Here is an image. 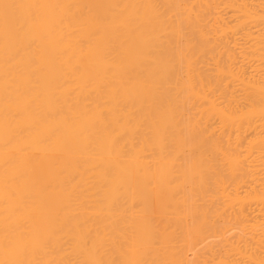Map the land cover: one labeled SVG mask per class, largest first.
<instances>
[{
	"label": "bare ground",
	"instance_id": "6f19581e",
	"mask_svg": "<svg viewBox=\"0 0 264 264\" xmlns=\"http://www.w3.org/2000/svg\"><path fill=\"white\" fill-rule=\"evenodd\" d=\"M203 1L0 0V264H189L206 139L230 149L215 153L231 177L214 178L213 198L233 210L232 235L264 237V39L234 34L219 70L248 91L240 122L258 126L202 135L235 118L207 99Z\"/></svg>",
	"mask_w": 264,
	"mask_h": 264
},
{
	"label": "rangeland",
	"instance_id": "374dc122",
	"mask_svg": "<svg viewBox=\"0 0 264 264\" xmlns=\"http://www.w3.org/2000/svg\"><path fill=\"white\" fill-rule=\"evenodd\" d=\"M204 1H203L205 3L204 5H208V7L210 6L209 8L207 6H204L205 7V10H204L205 11L204 12V18H205L204 23L205 24L203 27V28H205V31H204V34L206 35L205 39L207 38L206 41L204 39V46H205V43H206V46L208 45L207 48H206V46L204 47V56H205V58H204V60H205L204 61V71L206 73L205 75H206V78H207L206 80L208 81V84H209V82L212 83V86L210 88H207V90H206L207 99L208 100H211V99L216 100L217 104H219L220 111H222L224 114L232 113L233 117H235L234 121H229L228 123L221 121V116L219 114L215 115L214 117H211L208 121L209 122L208 124H210V125H208V128L207 127H206V129L204 128L205 130L203 129V134H202V130L199 131V132H201L202 135L206 134L205 136H207L210 139V135L213 134V132H214L213 130L215 127H255V126H258L257 124H259L258 122H256V120H252L250 124H247L245 122H240V120H239L240 115L242 114V112H246V110L248 109L249 101H248L247 95H246V94H248V91L244 90L243 87L241 86V84L239 82H237L235 79H233L229 73L226 72V74L223 75V73L219 72V70H221V68L224 66L225 67L229 66L230 62L232 60V57L235 56V54L236 55L238 54L239 50H235L234 43H233L234 34H236V36H238L237 34L239 33V35H241L243 33V31L245 33L250 31V30L252 32L254 31V33H257L256 31H259L255 35L256 38H254L255 36L252 35V37L254 36L253 38H251L252 39L251 41H253V42H251L250 39H248V41L250 42V44L251 43L253 44L255 42L253 39H256V41L258 42V40L261 39V37H262V39H261L262 41L259 40V44L261 42L263 43L264 31H262V30H264V24L262 25L261 23L264 22V0H218V2L216 0H213V1L204 0ZM213 2H216V3H213ZM215 9H216V12H218V13L215 12ZM219 14L222 17L221 18L219 16V18L221 20L218 19ZM212 15H214V16L216 15V16L214 17ZM245 15H248L249 18L247 19V16H245ZM244 16H245V18H243ZM251 16H252V18H251ZM234 19L236 22L234 21ZM238 20H239V22H238ZM245 23H247L246 25H248V26H246ZM249 24H250V27L252 25L253 26L250 28ZM256 24H257V26H256ZM258 25L259 26L262 25V26L259 27ZM232 26H233V28H232ZM241 26H243V28ZM244 28L245 29L249 28V30L246 29L247 30L246 31ZM241 30H242V32H241ZM233 32H235V33H233ZM259 34L261 35V37L259 36ZM255 44L256 43H254L253 45H255ZM212 58H214V59H212ZM231 69H232V66H231ZM233 70L235 71L234 66H233ZM212 127H214V128H212ZM204 131H205V133H204ZM210 133H212V134H210ZM251 138H249L244 143L243 147L240 149L241 155H246L247 153L251 152L252 150H255L256 144L253 143V141H252L254 138H252V139ZM205 139H206V137H205ZM209 141H210V144H209ZM209 141H207V139H206L204 142V146L206 145L204 147V149L207 151L205 153H207V154L209 153L208 154L209 156L206 157L204 160V162H205L204 164L208 170V172L205 173V176L208 178V179H206L207 180L206 184H207V182H208V184H207V186H205L206 184L201 186L202 189L199 188L200 190H202L201 192H203V195H205V197H202L204 199L201 198L202 199L201 200L200 197H198V194H199V196H201L200 195L201 193L198 192L199 189H198V191L196 190L197 192H195V188H193L194 186L192 185V187L190 188L191 189L190 190V198H191L190 204L192 206L191 208H194V207L196 208V206H197V208L199 207L198 211L200 210L199 211L200 215L204 211V213L205 212L208 213V215L212 216V218L210 216L208 217V215H206V224L204 226L205 227L204 228V230H205L204 231L205 232L204 233V241L200 242V246H199L200 257H198V258L196 257V255H194L195 251L193 249L194 248L193 243H195L194 242L195 240L193 239L194 230L192 231V229L194 228L193 222H195V221L190 222V227H191L190 232L192 231L191 235H193V236H191L192 239L190 237V244H192L191 246L193 249V250L191 249L190 252H193V253L190 254V257L188 258V262L190 260L189 264H249V262L251 261L250 260L251 258H249V256H251V255H249V253H247V252L252 251L255 254V256H253V255L252 256L256 257V259H257L256 260L251 256L253 258L252 260L255 261L256 264L257 263L260 264V262H261V264H264V261L259 262V260H261V259H259L260 257L262 258V260H264V248L262 249L260 247L261 246L260 244H262V247H264V243H263L264 237L257 235V237L252 239L253 241H251V239H246V240H250V241L249 242L246 241V243H245V241L244 242L242 241V243L240 244V242H238L237 236L234 234L232 235V233H231L232 224L229 222V219H230V221H232V219H233V217H232L233 210L230 207H224L222 204L218 205V203H217L218 201L216 200V198H213V196L216 197L215 193H216V189H217L216 187L217 186H216V184L214 185V181L217 180V177L220 178L222 176V178H220V180H223L224 175H225V178L226 179L228 178V180H229V178L231 176L226 177V176H229V173H228L229 168H228V162L225 161L226 156H223L224 153L227 154L226 150L229 148L227 146H226L227 148H225L222 142H221V146L219 147L218 144L220 142L215 141V145H216V142H218L217 143L218 148H217L215 145H213L211 143L212 142L211 140H209ZM211 145L213 147L215 146L218 149V152H217V149H215V147L211 149V147H212ZM221 147L225 149L223 152H221L223 154H221V155L217 154L216 155L215 153H220V151H222ZM209 150H210V152H212V155L209 152ZM213 150H214V152H213ZM228 152H230V149L228 150ZM192 154L193 153H191L190 156ZM213 154H215L216 156L219 157L218 160H215V159H217V157L214 156ZM193 156H194V154L191 156L192 158L190 159V162L192 159H194ZM222 158H224L223 161L221 160ZM193 162H191V164ZM219 173H221V174L227 173V174L221 175ZM210 174H211V176H208ZM218 174L220 175V177ZM256 177H258L260 179V180L258 179L260 181L259 184L264 182V172L258 174ZM214 178H215V180H214ZM210 180L213 183L212 182L210 183ZM258 180H256V182H258ZM227 183L230 184L229 181H227ZM223 184L226 185L225 182L222 183V185ZM228 186H230V185H228ZM259 186L262 187L263 185H259ZM261 187L260 188L257 187L258 192H259V189H262ZM203 188L205 191L203 190ZM226 188H228V187H226ZM260 191H261L260 193H262V192L264 193L263 190H260ZM194 194L197 195L198 200L196 203H191V202H195L194 200H196V196ZM258 195H259V193H258ZM206 196H207V198H206ZM211 196H212V199H211ZM262 196L263 195H261V197ZM259 197H260V195H259ZM262 198L261 199L264 200V196ZM262 200H260V202ZM209 203H211V204H209ZM195 204H196V206H195ZM209 207H210V209H209ZM205 209H206V211H205ZM213 210H214V212H213ZM211 212H212V214H211ZM215 212H217L220 215L216 216ZM192 213L193 212L191 210V218H192V220H194L193 219L194 215ZM202 215L200 217H202ZM248 219L251 220L252 217H248ZM255 220L251 221V222H255ZM258 220H256V221H258ZM208 221H209V223H208ZM259 222L262 223L263 221L259 220L258 223ZM223 231L225 232L224 234H223ZM254 236H256V235L254 234ZM248 237L253 238V236H248ZM260 238H262L263 240ZM257 241H260V242L262 241V243L259 242L260 244L257 245L258 243H254ZM225 242L226 243L230 242V244H232V245H230L229 243H227V244H229V245H227V244H225ZM237 242L239 243V245ZM223 243L225 244L224 247H223ZM251 243H252V245H251ZM246 244L249 245V247ZM252 246H253V250L251 249ZM211 247H212V249H211L212 251L208 250V248H211ZM257 247H259V248H257ZM249 248L251 249L250 251H249ZM256 248L261 249V252H259L260 250L258 251ZM255 249L257 250L256 252H254ZM251 264H254V263H251Z\"/></svg>",
	"mask_w": 264,
	"mask_h": 264
}]
</instances>
